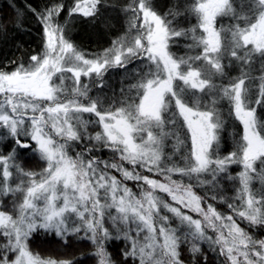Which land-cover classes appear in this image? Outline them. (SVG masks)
<instances>
[{"label":"snow or ice","instance_id":"1","mask_svg":"<svg viewBox=\"0 0 264 264\" xmlns=\"http://www.w3.org/2000/svg\"><path fill=\"white\" fill-rule=\"evenodd\" d=\"M29 7L41 50L0 61V264H76L37 236L96 264H264V0ZM109 9L124 28L94 53L59 20Z\"/></svg>","mask_w":264,"mask_h":264},{"label":"trees","instance_id":"2","mask_svg":"<svg viewBox=\"0 0 264 264\" xmlns=\"http://www.w3.org/2000/svg\"><path fill=\"white\" fill-rule=\"evenodd\" d=\"M50 2L51 0H0V17H3V21L6 25V31L0 32V61L17 58L21 54L27 56L41 50L42 30L35 13L30 10L29 6L37 11H42L45 5L50 4ZM64 2L66 5L71 6L74 0H64ZM112 2L124 3L125 0H112ZM157 2L160 5H168L170 0H157ZM17 13L22 17V29L17 28L14 23L17 20ZM65 19L70 20L69 34L72 39L80 45L81 48L93 53L108 47L111 40L123 30L125 25L123 16L117 17V13L113 12L111 9L104 14L101 20L95 23L91 18H85L80 15L69 18L67 16V11L63 12L59 17L61 23H63ZM105 23L114 25V27H105ZM236 127H239L238 124ZM232 131L233 129L230 127L227 140V148L229 150L232 146L230 135ZM108 155L110 154L106 153L103 156L107 158ZM33 162L35 163L36 160L27 159L23 161L24 166L29 167L33 166ZM239 170V166H232L231 171L233 175ZM225 194L229 197L234 195V189L231 184L228 185ZM217 207L222 212H229L226 205L218 204ZM257 235L264 237V230L258 231ZM31 246L33 250L39 251L45 256L51 255L56 258L74 259L76 264H96V259L92 255L93 247L90 242L86 240L77 241L75 238H72L69 245L63 246L53 237L44 239L41 236H37L34 238ZM121 247H123V242H113L109 249L118 260L122 259L120 255ZM184 258L186 261L189 259L186 249ZM210 264H216L211 256Z\"/></svg>","mask_w":264,"mask_h":264},{"label":"rangeland","instance_id":"3","mask_svg":"<svg viewBox=\"0 0 264 264\" xmlns=\"http://www.w3.org/2000/svg\"><path fill=\"white\" fill-rule=\"evenodd\" d=\"M106 154V153H105ZM103 153V155H105ZM33 160H36V162L34 164H32L33 166L29 167V166H25L26 168L28 169H31V170H36V171H39L42 167H43V162L39 161L38 159H33ZM37 163V164H36ZM129 184L130 187L133 188V190L135 191L136 188H135V184L133 182H127ZM215 203V202H213ZM218 206V205H217Z\"/></svg>","mask_w":264,"mask_h":264}]
</instances>
